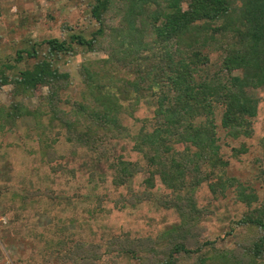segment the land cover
<instances>
[{"label":"rangeland","instance_id":"rangeland-1","mask_svg":"<svg viewBox=\"0 0 264 264\" xmlns=\"http://www.w3.org/2000/svg\"><path fill=\"white\" fill-rule=\"evenodd\" d=\"M92 5L94 0H0V75L4 74L8 82L0 86V106L9 109L21 102L30 110L39 107L40 96L14 97L9 82L18 71L32 70L49 58L43 42L69 41L72 35L91 39L99 27L91 16ZM187 6L188 2H182L179 7L183 12ZM104 24L112 29L117 27L118 19L107 14ZM221 24L218 20L212 27ZM214 36L212 44L201 50L210 59L204 74L227 87L229 92L224 94L230 96V90L238 91L231 85L230 77L241 73L227 71L223 61L236 39L221 31ZM146 42L151 40L146 38ZM32 45L38 51L36 57L29 58L24 51ZM73 48V53L50 57L58 71L68 75V88L61 87L58 92L63 111L73 110V104L80 102L81 64L105 57L103 51ZM20 51L22 60L17 62ZM46 92L45 88L41 94ZM244 92L254 101L255 108L243 127L223 125L226 98H219L222 103H212L215 152H211L217 161L204 165L198 179L187 177L189 184L179 191L180 198L155 178L152 199H134L145 190L144 181L151 169L144 154L133 150L129 137L110 139L105 143V156L98 158L97 153L86 149L72 151L60 123L47 117L43 121L51 148L42 152L34 121L0 122V264H77L82 259L75 258L76 243L91 245L98 252L113 238L127 240L135 250L162 252L170 240L181 242L178 233L183 226L182 215L173 206H163L172 200L187 207L192 202L198 210L192 223L186 221L191 231L184 245L207 243V248L235 250L237 256H246L264 234V229L242 223L249 214L264 211V85L245 88ZM154 109L152 103L144 101L133 118L122 117V124L132 136L141 128L151 131ZM206 121L198 116L194 123L204 127ZM186 147L190 155L200 153L199 147L190 142L176 144L174 151H184ZM208 149L205 145L202 154ZM49 151L52 152L48 155ZM51 159L53 162H49ZM118 161L138 164L141 170L120 187L114 184L113 166ZM257 216L264 223V212ZM115 264L138 262L122 256ZM259 264H264V258Z\"/></svg>","mask_w":264,"mask_h":264},{"label":"trees","instance_id":"trees-1","mask_svg":"<svg viewBox=\"0 0 264 264\" xmlns=\"http://www.w3.org/2000/svg\"><path fill=\"white\" fill-rule=\"evenodd\" d=\"M182 2H188L183 12L179 7ZM107 14L118 19L117 27L108 30L104 24ZM91 16L99 25L91 39L72 35L69 41L50 39L43 42L48 47L49 58L32 70L18 71L9 82L14 97L20 94L27 98L40 96L39 107L30 110L21 102L9 109L0 106V122L34 121L42 152L51 148L43 121L47 117L60 123L72 151L86 149L97 153L98 158L105 156V143L110 139L129 137L134 144L133 150L144 154L151 169L144 181L145 190L134 199L151 200L155 178L180 198L179 191L189 184L187 177L198 179L204 165L217 161L211 152V149L214 151L212 103L221 102L222 96L226 98L223 120L226 127H243L254 114V101L244 89L264 85V0H94ZM218 20L222 21L221 26L212 27ZM220 31L231 33L236 39L226 50L227 58L223 61L224 69L241 73L230 77L231 85L238 89L236 93L230 90V96L224 94L229 92L227 87L220 86L215 77L204 74L210 59L201 50L212 44L214 35ZM146 38L151 42H146ZM74 46L89 52L103 51L105 57L81 64L78 71L80 102L73 104V110L63 111L59 107L58 92L61 87H67L68 75L60 73L50 57L73 53ZM37 51L32 45L24 53L34 58ZM21 52L17 53V62L22 60ZM7 83L1 74L0 86ZM45 88L46 94H41ZM144 101L155 108L153 128L151 131L141 128L132 136L122 124V117L133 118ZM198 116L205 117L206 126L194 123ZM0 126L3 127L2 123ZM189 142L199 147L200 153L190 155L187 147L184 151H174L176 144ZM205 145L209 149L202 154ZM118 162L113 166L114 184L120 187L141 170L138 164ZM163 206H173L182 215L185 226L179 229L181 242L170 240L164 251L157 253L154 249L155 253L151 251V254L135 250L127 240L116 238L104 248H97L98 252L91 245L76 243L75 258L82 259L77 264H103L105 261L115 264L122 256L138 264H237L241 258L244 262L239 261L240 264H259L264 258V234L248 249L246 256H237L235 250L207 248V243L189 248L188 243L183 244L191 231L186 221L192 223L198 210L192 202L187 207L175 200ZM263 212L249 214L242 221L243 225L264 229V223L257 216Z\"/></svg>","mask_w":264,"mask_h":264}]
</instances>
